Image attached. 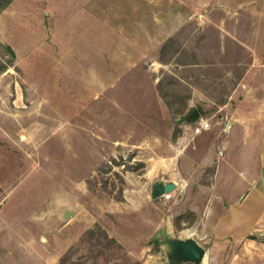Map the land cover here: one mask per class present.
Listing matches in <instances>:
<instances>
[{
	"label": "rangeland",
	"instance_id": "obj_1",
	"mask_svg": "<svg viewBox=\"0 0 264 264\" xmlns=\"http://www.w3.org/2000/svg\"><path fill=\"white\" fill-rule=\"evenodd\" d=\"M48 1L61 32L0 40V264H172L166 237L227 264L239 244L192 232L215 168L186 116L220 118L249 48L264 51V0H80L97 3L91 35L62 18L79 0ZM161 182L176 188L153 199Z\"/></svg>",
	"mask_w": 264,
	"mask_h": 264
},
{
	"label": "crops",
	"instance_id": "obj_2",
	"mask_svg": "<svg viewBox=\"0 0 264 264\" xmlns=\"http://www.w3.org/2000/svg\"><path fill=\"white\" fill-rule=\"evenodd\" d=\"M58 8L48 0H12L0 10V40H46L49 34L61 32V16L66 9L61 7L59 15ZM93 9L97 10V3L79 0L62 18L67 24L73 14L74 19L79 15L74 25H83L85 33L91 35L93 23L83 19L84 12L91 16ZM248 51L244 71L219 107L218 112H223L220 118L198 109L202 117L210 118L211 128L198 135L190 132L194 140L211 141L207 157L198 166L215 168L210 187L191 195L194 203L190 210L198 217L192 232L204 243L239 244V251L227 264H264V51L257 47ZM231 75L226 71V76ZM225 126L228 132L223 131ZM217 148L223 150V157L218 158ZM178 161L180 164L181 159ZM193 180V184H205ZM198 201H202L201 206ZM192 239L204 247L199 238Z\"/></svg>",
	"mask_w": 264,
	"mask_h": 264
},
{
	"label": "water",
	"instance_id": "obj_3",
	"mask_svg": "<svg viewBox=\"0 0 264 264\" xmlns=\"http://www.w3.org/2000/svg\"><path fill=\"white\" fill-rule=\"evenodd\" d=\"M199 118L200 112L196 108L186 116V120L192 124L195 123ZM175 188L176 184L172 182L167 184L163 182L154 184L152 198L157 199L173 191ZM64 203H61L63 207L65 206ZM73 215L74 208L66 206L65 208L61 209L60 220L62 222H67L73 217ZM161 243L165 245L169 256V261L172 264H180L182 262L199 264L203 263L207 256L206 249L192 238L181 240L166 237Z\"/></svg>",
	"mask_w": 264,
	"mask_h": 264
},
{
	"label": "built area",
	"instance_id": "obj_4",
	"mask_svg": "<svg viewBox=\"0 0 264 264\" xmlns=\"http://www.w3.org/2000/svg\"><path fill=\"white\" fill-rule=\"evenodd\" d=\"M211 128V122L209 117H202L200 115V118L193 123V133L195 135L201 134L203 131L209 130ZM229 127L225 126L223 131L228 132ZM224 152L222 149L217 148V156L218 158L223 157Z\"/></svg>",
	"mask_w": 264,
	"mask_h": 264
},
{
	"label": "trees",
	"instance_id": "obj_5",
	"mask_svg": "<svg viewBox=\"0 0 264 264\" xmlns=\"http://www.w3.org/2000/svg\"><path fill=\"white\" fill-rule=\"evenodd\" d=\"M12 0H0V10L6 8L10 3H11ZM5 71V68L2 67V69H0V72H4ZM181 122H184V118H182L180 120ZM248 238H252V236H249ZM188 264H194V263H191L189 262Z\"/></svg>",
	"mask_w": 264,
	"mask_h": 264
}]
</instances>
